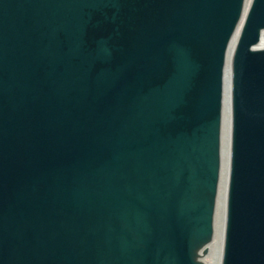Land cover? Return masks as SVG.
Here are the masks:
<instances>
[{"label":"water","instance_id":"1","mask_svg":"<svg viewBox=\"0 0 264 264\" xmlns=\"http://www.w3.org/2000/svg\"><path fill=\"white\" fill-rule=\"evenodd\" d=\"M0 0V264H264V0ZM228 175V179H227Z\"/></svg>","mask_w":264,"mask_h":264},{"label":"bare ground","instance_id":"2","mask_svg":"<svg viewBox=\"0 0 264 264\" xmlns=\"http://www.w3.org/2000/svg\"><path fill=\"white\" fill-rule=\"evenodd\" d=\"M250 1L251 0H246L245 2L244 15ZM227 179H228V175H227ZM226 190H227V182L225 184V193L221 208L222 219L220 220V227L216 231H214L212 240L199 250L198 260L201 264H221L224 223H225Z\"/></svg>","mask_w":264,"mask_h":264}]
</instances>
